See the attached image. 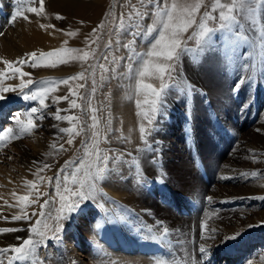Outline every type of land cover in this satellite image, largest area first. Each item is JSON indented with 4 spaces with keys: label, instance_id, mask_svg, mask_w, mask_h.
<instances>
[{
    "label": "rangeland",
    "instance_id": "374dc122",
    "mask_svg": "<svg viewBox=\"0 0 264 264\" xmlns=\"http://www.w3.org/2000/svg\"><path fill=\"white\" fill-rule=\"evenodd\" d=\"M215 1L216 0H206V9L202 11L203 15L205 12H209L215 17V19L206 22V26L213 29L214 33H216L214 34L215 38L213 37L211 42H208L206 50L202 52L199 57L193 55L188 62H186L185 59L186 51H181L179 61L174 64V71L172 72L173 79H167L166 82L169 86H173L177 89L181 88V92L177 93L178 96L172 95L170 97V100L173 98L181 105L182 114L187 123V128L182 133L183 140L180 139V143L177 141V144H180L178 146H183L186 151L192 152L195 151L196 148L201 147L204 141L209 140V142H211L210 145L218 149H246L248 152L250 151L249 153L254 155L245 160L246 162L248 161L250 166L246 169V176H243L245 178L241 181L240 189L233 190V195L243 199L242 203L232 205L229 208H226V206L212 208L211 206L210 210L213 211V215H209L210 217H208V221L203 225L204 227L200 226L201 231L199 230L196 232V235L193 236L190 232L185 230L183 231L184 237L179 238V236H177V231L167 226L168 222L172 219L173 222H178L179 220L177 221V217L178 219L189 218V214L181 212L174 204L163 202L162 199L158 200V204H161L159 208H155L147 203L142 204L138 201L139 199L135 197L137 192L135 193L133 191L134 189L129 186L128 180L130 181V179L126 178L121 183L125 188L123 189L127 192L125 196L129 198L131 196L129 194H132L134 197L131 196L129 199L130 201L126 199L121 200V202L114 207V211L117 213H120L119 211L123 212V214H126L128 219L131 220L129 225L136 231L138 240L157 237V239H160L167 246H170V241L171 243L180 242L184 246L186 255L184 254V257H167L160 263H155L145 258L117 259L116 257H110L108 251L101 250L102 245L92 242L93 239H91L90 241L94 251L90 254L91 264H186L188 262L186 258H191L193 264H211L210 259L213 258L214 260L216 257L199 253V245L202 244L201 242L203 241L201 237H204L206 231L214 234L216 233L218 236L220 235L221 240H223L226 236L235 235L236 233H240L237 237L241 239L244 235L264 229V199L254 198L264 196V0L250 5L251 11L245 9L244 11L234 13L237 19L230 22L229 27L224 28L220 27L221 21L219 20V12L221 9L216 8V10L213 11V6L216 4ZM2 3H6L5 5L14 10V13L17 8L20 7L16 0H0V7L4 8L3 5L1 6ZM44 3L45 13L43 16L37 17L32 13H25V15L28 14V17L43 24H56L54 29L58 32V34L56 33V38L60 43L59 48L69 47L90 50L88 47L90 44L91 49L96 50L95 58H90L86 64H81L79 61H71L66 64L58 65V67H75L71 73L66 75H57L54 73L37 75L36 73L38 72L56 70L57 68L45 67L43 66V62L35 68L28 66V68H26L27 70L25 69L24 71L30 73V76H26L23 79H32L33 84L25 88L23 93H21L17 87L20 83V78H18L19 80L16 84H12V82L9 81L6 82L5 78L0 81V87H17L16 91L4 93L6 99L0 101V112L5 111V113H9V115L13 110L23 106L25 101H28L31 108L39 107L38 101L25 100L23 95L31 94L32 91H36L41 86L40 82H48L43 86L56 87V91L51 93L46 100L48 107L41 109L43 119H35L36 127L33 133L31 135L25 134L19 138L10 139L8 142H0V152L4 151L5 153L3 154L6 160L10 158L12 164L14 165L15 163L16 165L14 166L20 168L19 170L13 167L14 170L12 171H14V173L12 174V178L14 179L12 180H20V182L23 180L22 183L25 185L27 181H35L39 187V191L47 194L41 197L39 203L33 204L23 210H15L18 207L20 209L18 201L8 204L17 205L12 208L18 214L21 212L23 215L27 213L30 217V219H27L29 222L28 224L37 219H41L42 222H46L52 226V230L47 232L46 238L38 245L36 252L29 257V260L35 262V264H68L69 260L66 258L65 251L59 245L55 250L52 248V245L58 243L62 236L65 238L69 236L62 234L65 228L64 225L71 222L73 226L78 229L83 230V228H85L88 237L93 238L94 229L100 227L101 221L95 216L88 217L87 226H82L80 223L74 221L81 219L80 212L83 210H87L95 215V208L97 209V207L90 201H84L71 213H64V215L67 216L66 219H61L59 221L55 219L61 206L56 188L58 182L57 174L58 170L63 168L66 162L70 161H74L75 163L70 165L67 171L59 174V182L61 184L63 183V177L70 176L76 166H81L78 178H83L84 173L87 171V169L82 168L81 161L86 151L88 136H92V123L90 122L91 113L89 110V103L92 100L91 95H93L95 101L101 100L103 104L102 111L100 113H95L100 120V127L104 129V134L100 137L98 147L100 146V150L104 152L113 148V146L117 147L122 144L120 143L121 141L119 142L117 141L118 139L112 137V118L109 111L111 99L110 88L108 85L101 84V88L98 92L99 94L96 95L93 93V70L89 68V65H97L94 78L96 81L100 80L98 76L100 68L98 65L105 63L106 60L104 56L108 57L111 51V47H105V45H107L109 41H111L112 45L113 39L117 37L121 31V29H119L121 13L127 14L131 11V8L125 7V5L129 3V0H56V2L53 0H44ZM131 3L139 6V0H131ZM220 3L230 4L231 0L228 2L227 0H222ZM29 6L39 7V0H31V3L23 4L24 8ZM151 7L153 6H147L149 14L151 13ZM224 10L226 11V9ZM56 14L63 16L64 19H56ZM21 19L23 18H17L15 22H13V20L10 21V27L8 29H3V31L5 30L4 34H7L9 29H13L15 23ZM2 20L3 16L0 11V21L2 22ZM81 21H83V23H81ZM148 22H150L149 24L152 23L150 15L143 21L145 28L149 25ZM200 22L201 21H199V23L197 22L195 26V31L197 30L196 32L198 34L201 30L198 26ZM102 23L105 27L103 29L98 28ZM93 29H97L96 36L91 35ZM67 32H76V35L69 36L66 34ZM208 34L210 33H206L204 36ZM97 36L99 37L98 39ZM221 37H223V39ZM92 40H96V43H91ZM222 40H224V42ZM65 41H67V44H64ZM137 41L138 47L141 43V38H137ZM199 42V38H196L195 35L194 37L189 35L187 41L182 45V49L197 48ZM226 44L230 45V47L227 45L228 48ZM9 46L16 55L22 56L21 58L28 57V50L21 48V45L10 41ZM55 49L53 48V50ZM86 68L88 69L87 79L73 81V86L77 83L84 85L83 88L79 89L80 94L84 97L83 99L77 100L80 107L71 109L69 112H60L61 115L78 117L79 123L77 124L76 120L72 122L57 121L54 118V113L58 110L68 109L69 100L74 98L69 96V100H62L59 103L52 102L53 96L69 95L67 86L59 84V81L75 76ZM175 77L180 78V84L178 86L174 85ZM189 85L191 86V95H188ZM237 86L238 90H235ZM175 91L173 90V92ZM165 92H167V89H165L164 93ZM166 98L169 99V97ZM173 112L174 107H171V110L166 111L165 119H172L171 115ZM36 115H39V113ZM108 120L111 121L110 125H108L110 130L102 125V123L105 125V122ZM73 124H76L77 128L83 127L84 131L81 133L82 138L79 142L75 141L72 144H68L67 141L70 138L69 134L60 133L59 129L71 128ZM199 126H201L202 129H200ZM7 128L10 127L3 124L2 128H0V133H3ZM13 131L14 133L18 132L17 126L13 127ZM153 132L154 128L148 129L146 137L147 143L149 141L153 142ZM166 132L167 130H164V135H166ZM33 136H36L37 139H34ZM75 136L77 135H73L71 138L73 139ZM163 138H158L157 140L160 143H164L166 136L164 138L165 140H163ZM37 140L40 141V146ZM53 145H55V147H53ZM61 145H63V150H59ZM152 146L153 144L150 143L146 147H144V144L140 145L141 149L139 148L138 152L140 155H135L138 164L141 153H143L146 148H151ZM63 159L65 161L61 162ZM45 164L51 167L37 175V169L42 168ZM242 169L245 170V167H242ZM253 172L257 173V175L252 176L251 173ZM17 173L21 176H17ZM1 176L4 178L6 174L1 173L0 180L3 179ZM15 177H20L21 179ZM39 177H52L53 179L51 182L45 180L44 183L41 184ZM206 179H208V175H206ZM70 187H75V185H70ZM210 190L215 191V186H210ZM28 192L29 187L25 195L28 194ZM236 193H238L239 196ZM32 198L35 199V192H33ZM103 199L102 202H104ZM45 200L50 201V203L43 208L45 217L32 216L33 212L39 213L41 211L40 205L43 204ZM112 200L113 199H110L108 201L111 202ZM58 201L59 203H57ZM8 208L10 207L8 206ZM7 213L12 214L9 209L4 211L0 207V217H5L4 215ZM49 213H51L50 218L48 217ZM123 214H120L118 217L122 218ZM1 219L2 218H0V220ZM57 224L61 228L59 233L54 231ZM165 228L168 230L167 235L164 239H161L160 237ZM213 230L215 231L213 232ZM32 238L38 239L35 234L32 235ZM5 243L6 241L0 238V248H4ZM236 243L235 250H237V252L234 255L235 257H233V259H237L236 257L238 256L239 260L236 264H264V240L261 243L258 241L254 244L251 243L248 248L242 251V254L239 251L242 242L236 240ZM192 244L195 246V249L186 252L187 249L185 250V246L188 248ZM205 247H207V245H205ZM49 248L54 252H49ZM207 250H209V248H207ZM43 251L47 252V254L45 253V255H43ZM100 252L102 258L99 259L97 258V254ZM13 255L14 253L11 256ZM11 256L4 257V264H9ZM219 259H221V257L216 258L212 263L228 264L226 260ZM81 263V260H77L74 264ZM19 264L26 263L21 262Z\"/></svg>",
    "mask_w": 264,
    "mask_h": 264
},
{
    "label": "bare ground",
    "instance_id": "6f19581e",
    "mask_svg": "<svg viewBox=\"0 0 264 264\" xmlns=\"http://www.w3.org/2000/svg\"><path fill=\"white\" fill-rule=\"evenodd\" d=\"M53 1L56 2V0ZM228 1L229 0H227V2ZM169 2H171V0H169ZM187 2L190 4L200 3V10L196 14V21L199 23L203 17L202 11L206 9V0H187ZM5 4H1L4 8L0 7V11L3 16L2 22L0 21V71H4L6 73V82L9 81L12 82V84H16L19 80L18 74H16V77L9 78L11 76V71L3 63V61L8 60L13 62L15 67H21L20 64L15 62L21 59H27L28 57L21 58L22 56L16 55L9 46L10 41L21 45V48L27 49L29 54L32 52H37V54H39L41 51H50L51 49L53 50V48L60 49V43L56 38V33L58 34V32H56L54 28L49 27L47 29H42L40 25L43 23L37 22L30 17L28 20H18L15 23L14 28L9 29L7 34H4L5 30L3 31V29H8L10 27L9 23L12 21L14 14V10L8 8ZM150 9H152V7ZM149 15L151 18V13ZM125 19H127V14H125ZM150 22H148V24ZM196 24L193 25V27L190 28L189 31L182 37L185 42L187 41L189 35H192L193 37L195 35L200 41L197 48L188 49V51L185 52L186 62H188L193 55H197L199 57V55L206 50L208 42H211L214 34H216L213 31L207 36L201 37L196 32L197 30L195 31ZM156 35H158V32L153 33L147 40L141 38V43L138 47V41L136 39L135 47L137 52H147L153 38ZM221 38L223 39V37ZM129 39H131V37L128 35V32L122 29L117 37L113 39L111 51L108 54V59L104 63V65L108 68V71L102 73L101 69L99 70L98 76L100 80L96 81V91L93 92L98 95L101 84L109 86L111 97L109 111L112 118V137L118 139L117 141L119 142L121 141L120 143L122 144L117 147L113 146V148L102 152L108 156L106 172L104 173L103 179L96 181L95 198L86 200L92 202L97 207V209L95 208V215L87 210H83L80 212L81 219L74 221L76 223H80L82 226H87L88 217L95 216L99 221H101V225L100 227H96L94 229L93 238H90L86 234L87 230L85 228H83V230L78 229L73 226L71 222H69L67 225H64V232H62L63 235L69 236L66 238L62 236L58 243L52 245L53 250H55L59 245L65 251L66 258L69 260L70 264L76 263L77 260H81V264L92 263L90 260V254L94 251L92 248L93 245L90 241L91 239H93L92 242L102 245L101 250L108 251L110 257H116L117 259L145 258L147 260L150 259L155 263H160L167 257H184V254L186 255L184 246L180 242L171 243L170 241V246H167L160 239H157V237L138 240L136 237V231L129 225L131 220L128 219L126 214H123V212L119 211L120 213H117L114 211V207L117 206L121 200L126 199L127 201H130L129 199L131 196L134 197L132 194H129L131 195L129 198L125 196L127 192L124 190L125 188L121 183L126 178L130 179V181L128 180L129 186L134 189L133 191L135 193L137 192L135 197L138 198L139 200H137L142 204L147 203L155 208H159L161 207V204H158V200L162 199L163 202L174 204L178 210L189 214V218L178 219L177 217V221L179 220L178 222H173V219L168 222L167 226L171 227L174 231H177V236H179V238L184 237L183 231L185 230L190 232L193 236L196 235V232H198L208 221V217H210L209 215H213V211L210 210L211 206L212 208L218 206H226V208H229L232 205L241 204L243 200L241 197L238 198L236 195H233V190L240 189L241 181L245 178L243 176L247 171L246 169L250 166L248 161L246 162L245 160L254 155L249 153L250 151L248 152L246 149L239 150L236 148H226L221 150L211 146V142H209V140L204 141L201 147L196 148V150L192 152L186 151L183 146H178L180 144H177V141L179 142V140L182 139V133L186 130L187 123L185 122V117L182 114L181 105L173 98L170 100V97L180 93L181 88L177 89L173 86H169V88H167V92L162 94V108L160 112L156 114V117L151 125H148L147 121L144 120L142 116L137 114L141 111V108L137 107V100H143L145 97V93L143 91L137 92V81L140 79L137 70L141 67L142 61H131L132 72L129 73L128 64L130 61L128 59V50L123 47ZM222 41L224 42V40ZM227 45L228 44H226V46ZM230 45L228 46L230 47ZM223 48L226 49L225 47ZM113 57L116 59L113 60ZM28 66H30V64L25 63L22 66V71L28 68ZM74 69L75 67L57 66L56 70H46L45 72H38L36 74L43 75L54 73L57 75H66L71 73ZM101 75H103V79H101ZM174 80V85L178 86L180 84V78L175 77ZM144 83H151L154 87L158 88L160 81L155 78L145 77ZM70 84L73 85L74 82L70 81ZM173 90L176 91L173 92ZM91 96L92 100L89 103V110L91 106L98 110L96 113H100L103 109L101 100L95 101L93 99V95ZM166 97H169V99ZM171 107H174V112L171 115L172 119H165L166 111L171 110ZM30 110V104L28 101H25L23 106L13 110L10 115L9 113H5V111L0 112V128H2L3 124H6L7 127L10 128L16 127V115L20 114L21 118L24 119V114L28 113ZM90 113V122L93 123L91 120V110ZM142 123L145 125L147 130L154 128V132L152 133L153 142L149 141L148 143H145V141L141 139L139 127ZM102 125L103 127L105 126L104 123H102ZM199 128L202 129L201 126H199ZM164 130H167L166 135L163 133ZM165 136L166 140L164 139ZM33 138L35 139L36 136H33ZM81 138V134L73 137L72 143L75 141L79 142ZM90 138L91 136H88L86 144L87 147L83 157V161L85 162L84 165H82L83 169H87V163L89 162L87 153L94 152L93 144ZM158 138H163L165 142L160 143L157 140ZM37 142L40 146V141L37 140ZM149 143L153 144V146L151 148H146L143 153H141V158L138 164V162H136L135 155L138 154L140 145L144 144V147H146ZM149 149L151 150L149 151ZM3 153L5 152H0V174L5 173L6 177L3 178L5 175L2 174L3 176L1 177L3 179L0 180V207L4 211L9 209L12 214L7 213L4 215L5 217H9H7V219L0 220V227L23 229L22 231L0 234V238L6 241L4 247L9 248L18 246L23 239L30 235H34L29 232V228L34 225L35 221L28 224L29 222L24 219L20 221L11 220L12 216L23 214H21L22 212L18 214L15 211L22 210L21 206L20 209L18 207L14 210L12 207L8 208V204L10 202L17 201L16 198L20 195H25L28 187L22 183L23 180L21 182L17 179V181L12 180L14 179L12 178V174L14 173L12 170L16 168V166H14L16 164L14 163L13 165L10 158L6 160ZM63 161L65 160H61V162ZM242 167H245V170H243ZM138 168L140 171H137ZM16 169L20 170V168ZM16 175L21 176L18 173ZM206 175H208V179H206ZM141 176L143 179L142 184L144 185L137 183V180L141 179ZM210 186H215L216 190H210ZM62 191L63 189L61 192ZM236 194L238 195V193ZM209 197H211V199H209ZM102 199L104 202H102ZM110 199L113 200L109 202L108 200ZM57 203H59V201ZM120 214H123L122 218L118 217ZM244 236L241 237V239L240 237L239 239L237 237L235 239L226 240L224 238L221 240L220 235L218 236L216 233L214 234L206 231L204 239L201 243L207 245L206 248H209L206 253L207 255L212 257L214 256L216 258L221 257V259L226 260L228 264H236L239 260L238 256L236 257L237 259H233L237 252V250H235L237 245L236 240L242 242L239 247V251L242 254V251L245 248H248L251 243L254 244L256 241L261 243L264 240V229L257 230ZM18 237L20 239H17ZM186 249V252H189L194 250L195 246L193 244L188 248L185 246V250ZM53 250L49 248V252ZM45 253L47 254V252H42L43 255H45ZM12 254V252H9L5 255V257H10ZM29 257L24 261L14 260L15 262L12 261V264H19L21 262L26 264H35V262L29 260ZM97 258H102L101 252L97 254ZM216 258H214V260L213 258L210 259L211 264H213L212 262H214ZM186 260L188 261L186 264H193V260L191 258H186Z\"/></svg>",
    "mask_w": 264,
    "mask_h": 264
},
{
    "label": "snow or ice",
    "instance_id": "6c2138e0",
    "mask_svg": "<svg viewBox=\"0 0 264 264\" xmlns=\"http://www.w3.org/2000/svg\"><path fill=\"white\" fill-rule=\"evenodd\" d=\"M17 4L20 7L17 8L13 14L12 20L15 22L17 18H23L28 20L29 17L25 13L35 14L37 17L43 16L45 13V3L44 0H39V7L29 6L27 8L23 7L24 3H31V0H16ZM260 0H231L230 4H222L220 0H216V4L213 6V11L216 8L221 9L219 12V20L221 21L220 27H229L230 22L237 19L234 13L244 11L247 9L251 11L250 5L256 4ZM152 5L151 9V19L152 23L149 24L146 28L143 24L145 18L149 17V11L147 6ZM125 7H130L131 11L127 13V19H125V14L121 13L119 28L127 31L131 39L123 45L125 49L128 50V59L130 63L128 64L129 73L132 72V63L131 61H142L141 67L137 70L139 80L137 81V92L143 91L145 97L143 100H137V107L141 108V111L137 113L142 116L144 120L147 121L148 125L153 123V120L156 117V114L160 112L162 108L161 96L164 93L165 89L169 87V84L166 82V77L168 80L173 79L172 72L174 71V64L180 59L181 51H188V49H182V44L184 43L182 37L185 33L189 31L197 23L196 14L200 10V3L190 4L187 0H139V6L132 4L131 0L125 5ZM226 9V11L224 10ZM56 19H64L63 16L56 14ZM215 19L213 15L209 12H205L199 27L201 29L199 35L203 37L206 33H210L213 29L206 26V22ZM83 23V21H81ZM42 29H47L49 27L55 28V25L50 24H41ZM105 25L102 23L98 28L103 29ZM63 31V30H61ZM147 52L141 53L136 50V39L142 38L147 40L152 36L153 33H157ZM69 36H75L76 32H67ZM97 29H93L91 35L96 36ZM99 37L97 36V39ZM91 43H96V40H92ZM67 44V41L64 42ZM90 50L78 49V48H69L62 47L60 49H55L47 52H40L39 56L37 52H32L28 54L27 59H21L15 63L21 65V67H15L13 62L4 60L3 63L11 71V76L13 78L18 74L20 78V83L17 86L21 93L25 88H28L29 85L33 84L32 79L24 80L26 76H30V73L22 71V66L25 63L30 64L31 67H37L41 62L43 66L55 68L59 64H66L71 61H79L81 64H86L90 58H95L96 50L91 49L90 44L88 45ZM105 47H111V41ZM104 59L107 60L108 57L104 56ZM116 58L113 57V60ZM123 59V58H121ZM97 65L91 64L89 68L93 70V88L92 91H96V80H95V69ZM98 67L101 69L102 73L107 72L108 68L104 64H99ZM6 73L0 71V81L5 78ZM88 77V69L77 73L75 76H71L59 81V84L68 86L69 95L66 96H53L52 102L59 103L62 100H69V96H72L69 100V108L58 110L54 113V118L57 121H68L72 122L73 120L79 123V118L71 115H61L60 112H69L71 109L80 107L77 100L83 99L84 97L80 94L79 89L83 88V84H75L74 86L70 84V81H79L86 80ZM150 77L155 78L160 81L159 87H154L151 83H144V78ZM103 79V75H101ZM41 86L36 90L32 91L31 94L23 95L25 100H33L39 102V107H32L31 110L24 114V119L21 118L20 114H17L15 117V124L18 127V132L14 133L13 128H7L3 133H0V142H8L10 139L19 138L25 134L31 135L33 130L36 127L35 119H43V114L41 109L48 107L46 100L49 95L56 91L55 86H43L48 82H40ZM17 87L7 86L0 87V101L5 100L6 97L4 93L13 92L17 90ZM235 90H238V86ZM188 95H191V86L189 85ZM146 106V107H145ZM92 112L91 120L93 121L91 125L92 136L91 141L93 144L94 152H88L87 156L89 157V162L87 163V171L84 173L83 178H78V173L80 172V167H76L74 171L71 172L70 176L63 177V183L59 182V174L68 170L69 166L74 164V161L66 162L65 166L58 170L57 174V195L59 196L61 206L59 212L55 219L57 221L61 219H66L67 216L64 215L65 212L71 213L75 211L78 206L86 200L95 198L96 190V181L103 179L104 173L106 172V163L108 161V156L103 154L99 149L98 145L100 143V137L104 134V129L100 127V120L96 116L98 111L96 108L90 106ZM39 115H36L38 114ZM111 121L108 120L105 122V128H108ZM110 130V128H108ZM84 131L83 127L77 128L76 124H73L71 128H60V133H68L70 138L67 143L72 144V136L80 135ZM139 132L141 134V139L147 143V132L145 125L142 123L139 127ZM55 147V145H53ZM59 150H63V145L60 146ZM151 149H149L150 151ZM84 161H81V165H84ZM50 165L45 164L42 168L37 169V175L40 172L44 171L47 168H50ZM137 171H140L139 168ZM252 176H256L257 173H251ZM52 177H39L41 184L45 180L51 182ZM143 182L142 176L141 179L137 180V183L140 184ZM75 185V187H70ZM26 186L29 187V192L26 195H20L17 198L21 209L27 208L33 204L40 202L42 196L47 195L46 193H41L39 187L35 181H27ZM61 188L63 191L61 192ZM33 192H35V199L32 198ZM15 195V194H14ZM258 199H264V196L254 197ZM211 199V197H209ZM7 204V202L5 201ZM49 200H45L43 204L40 205L41 211L39 213L33 212L32 216L45 217L43 208L49 204ZM13 207L15 205H8ZM102 206V205H101ZM48 217H51V213L48 214ZM2 219H7V217H0ZM27 220L30 217L25 213L24 215H14L11 217L12 221ZM21 228H10L4 227L0 228V234H6L11 232L22 231ZM52 230V226L46 222H42L41 219H37L35 224L29 228L31 234H35L38 239H33L32 235L28 238L23 239L22 243L19 246L8 248H0V264H4V257L7 253H14L13 256L9 259V264H12L14 260L24 261L29 256L34 254L37 250L38 245L46 238L47 232ZM54 231L59 233L61 231L60 226L57 224ZM215 230H213L214 232ZM168 230L165 228L161 239H164L167 235ZM240 233H236L233 236L225 237L228 239H235ZM204 239V237H201ZM214 238V237H212ZM17 239H20L19 237ZM207 248L204 244L199 245V253L206 254Z\"/></svg>",
    "mask_w": 264,
    "mask_h": 264
}]
</instances>
